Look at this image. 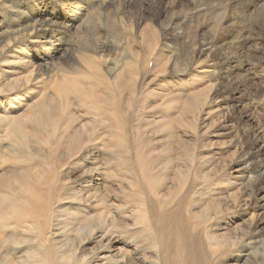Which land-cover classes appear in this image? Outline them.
Returning a JSON list of instances; mask_svg holds the SVG:
<instances>
[{
	"label": "rangeland",
	"instance_id": "1",
	"mask_svg": "<svg viewBox=\"0 0 264 264\" xmlns=\"http://www.w3.org/2000/svg\"><path fill=\"white\" fill-rule=\"evenodd\" d=\"M0 45V192L30 205L0 264H264V0H0Z\"/></svg>",
	"mask_w": 264,
	"mask_h": 264
},
{
	"label": "bare ground",
	"instance_id": "2",
	"mask_svg": "<svg viewBox=\"0 0 264 264\" xmlns=\"http://www.w3.org/2000/svg\"><path fill=\"white\" fill-rule=\"evenodd\" d=\"M86 1V0H85ZM73 4V3H72ZM85 8V7H84ZM88 15V14H87ZM90 16H92V15H90ZM32 18V17H31ZM29 19V18H28ZM89 20V19H88ZM30 21V20H29ZM29 21H26V23H24L23 24V30L25 31V32H23V33H28L29 32V30H32L31 32H33L34 30H36L37 29V25L36 24H30V22ZM94 23V22H93ZM74 25V24H73ZM39 27V26H38ZM110 28V27H109ZM112 28V27H111ZM113 29H114V27H113ZM117 29V28H116ZM133 30V29H132ZM19 31V30H18ZM120 31V30H119ZM21 32V31H20ZM20 32H17V33H20ZM14 33H15V31H14V29L11 31V33H10V37H11V35L12 36H14ZM22 33V34H23ZM19 35H21V34H19ZM20 37V36H19ZM96 37V36H95ZM116 41V40H115ZM125 41V40H124ZM105 42V41H104ZM104 42H102V41H98V43H96L95 44V48L98 46V47H105L106 46V44L104 43ZM10 43H11V41H10ZM1 46V45H0ZM123 46V45H122ZM2 49H3V47H1ZM121 48V47H120ZM122 49V48H121ZM131 49V48H130ZM3 51V50H2ZM91 51H94V52H97L96 50H94V48H92V50ZM68 56V55H67ZM151 57H153V56H151L150 54H149V56H148V60H147V64L150 62V60H151ZM101 57H99V59H100ZM14 60V59H13ZM81 60H83L85 63H91V64H93L94 62V67H97V69H102V65H104V63L108 60V59H106V60H103V61H97L96 60V57H94L93 55H88L87 53H82L81 54ZM7 61V60H6ZM114 65V64H113ZM45 67V66H44ZM76 69V68H75ZM96 69V68H95ZM109 69V71L111 70L110 68H108ZM122 72V71H121ZM71 73V72H70ZM90 74V73H89ZM92 74V73H91ZM31 76V75H30ZM94 77V76H93ZM116 77H119V75H117ZM27 78V77H26ZM68 78V77H67ZM106 78V77H105ZM30 79V78H29ZM17 80H18V78H17ZM64 80V79H63ZM68 80V79H67ZM27 81V80H26ZM29 81V80H28ZM36 81V80H35ZM8 82V81H7ZM10 83V82H9ZM18 84V83H17ZM6 85V84H5ZM11 85V84H10ZM26 85V84H25ZM25 85H23V86H25ZM12 86V85H11ZM15 86L16 85H14V86H12V87H14L15 88ZM27 86V85H26ZM46 87V86H45ZM5 88V87H4ZM14 88H12V90H14ZM30 88L31 87H25V89L26 90H28L29 92L31 91L30 90ZM11 89V88H10ZM35 89V88H34ZM41 89V88H40ZM39 89V90H40ZM3 91V90H2ZM21 91V90H20ZM22 91H23V89H22ZM27 91V92H28ZM42 91V90H41ZM43 91H44V89H43ZM67 91V90H66ZM17 92V91H16ZM25 92V91H24ZM28 92V93H29ZM39 93H40V91H38ZM45 92H46V90H45ZM65 92V91H64ZM12 93V92H11ZM38 93V94H39ZM58 93V92H57ZM33 94V93H32ZM34 94H36V91H35V93ZM46 94L47 95H49V96H51L52 97V93L51 92H49V94H48V92L47 93H44V95H42V96H46ZM50 94H52V95H50ZM64 94V96L62 95V93L59 95V97L57 96V94H56V96L59 98V100L62 102L63 100H64V98L65 97H67L68 95L66 94V93H63ZM82 94V93H81ZM7 96V95H6ZM12 96H13V94H12ZM16 96H18L17 94H16ZM28 96V95H27ZM38 97L39 99H37L36 98V100L34 101L32 98H33V96H32V98H30V99H32V102L34 101V103H35V105L33 104V107L31 106V108H33V110L31 111V112H33V115L31 116L32 117V119L34 118V120L32 121V122H34V123H39V120L38 119H36L37 118V116L39 115V113H40V118H42V116H43V119H44V116H46L45 118H46V120L48 119V117H50L49 115H50V112L48 111V113H47V110L45 109V107L44 106H47V104L45 103V99H44V97ZM50 97V98H51ZM58 98H55V99H53V98H51L50 100H51V102H50V109H51V114H55V113H57L58 111H59V103L60 102H58ZM68 98V97H67ZM69 99V98H68ZM32 102L31 103H29V104H32ZM68 102V101H67ZM61 106H64V105H61ZM28 107L30 108V105H28ZM61 108H64V107H61ZM67 108H68V106H67ZM27 109V108H26ZM29 110H31V109H29ZM62 111H63V109H62ZM27 113H28V109H27V111H26ZM25 112V113H26ZM66 112V111H65ZM22 114H24V113H22ZM11 117H7L6 119H8L7 121H5V132H6V136L8 137V139L10 140V141H13V142H16L17 144H23V147H25V149L24 148H21L20 146H16V147H14V148H11V149H9L10 150V152H11V154H12V156H13V158L16 160V161H18V162H20L21 164H24V165H26L25 166V168L24 169H33V167H34V160H35V158L36 157H34V152L32 151V149L30 148V145H29V140H28V135L26 134V132H25V130H24V126H22L19 122L21 121V122H23L21 119H23V118H20L19 119V116L17 115H10ZM28 116V118H29V116L30 115H27ZM20 117H23V116H21L20 115ZM51 117H52V115H51ZM53 117H54V115H53ZM52 117V118H53ZM26 119V118H25ZM28 120V119H27ZM3 121V120H2ZM2 121H1V123H2ZM45 121V120H44ZM60 121V120H59ZM42 122V121H41ZM48 122H50V121H48ZM24 123V122H23ZM25 123H26V121H25ZM41 124V123H40ZM69 124V123H68ZM4 125V124H3ZM26 125L28 126L29 124H27L26 123ZM33 125V123L31 124V126ZM35 125H37V124H35ZM49 125V124H48ZM53 125V124H52ZM59 125V124H58ZM39 126V125H38ZM48 127V126H47ZM54 127H56V126H54ZM67 127V126H66ZM52 128V127H51ZM60 128V127H59ZM39 129H40V127H39ZM48 129V128H47ZM53 130H54V128H52ZM56 129H57V127H56ZM57 130H59V129H57ZM49 131V130H48ZM65 131V130H64ZM55 132V131H54ZM66 132V131H65ZM58 133H60L61 134V132H58ZM40 134V133H39ZM57 134V133H56ZM34 135H36V134H34ZM47 134H45V136H46ZM57 135H59V134H57ZM56 135V136H57ZM40 136H41V134H40ZM48 136V135H47ZM55 136V137H56ZM7 137H6V139H7ZM34 137V136H33ZM38 137H39V135H38ZM44 137V136H43ZM40 138V137H39ZM54 138V137H53ZM34 139V138H33ZM36 139V138H35ZM34 139V140H35ZM33 140V141H34ZM51 140H53V139H51ZM59 141V140H58ZM9 142V141H8ZM15 143V144H16ZM42 144V143H41ZM12 145H13V143H12ZM23 151H22V150ZM2 152V151H1ZM6 152V151H5ZM23 152V153H22ZM7 153V152H6ZM5 153V154H6ZM39 154V153H38ZM1 155V154H0ZM9 155V154H8ZM9 156H11V155H9ZM2 158H3V156H2ZM7 158V157H6ZM9 159V158H8ZM7 159V160H8ZM40 159V158H39ZM11 160V159H10ZM8 162V161H7ZM52 162V161H51ZM12 164H13V162H12ZM12 164H10L11 166H12ZM7 167H9V164H8V166ZM13 167V166H12ZM15 167V166H14ZM14 167L12 168V171L14 170ZM3 168V167H2ZM9 168H11V167H9ZM18 169V168H17ZM23 169V168H22ZM23 169V170H24ZM19 170V169H18ZM6 171H7V168H6ZM5 172V171H4ZM9 172V171H8ZM21 172H24V171H21ZM20 172V173H21ZM5 174V173H4ZM6 175V174H5ZM22 176H23V174H21ZM7 176V175H6ZM10 176H12V177H14V178H18V176H17V172H15V171H13V172H11V175ZM21 176V177H22ZM1 178V177H0ZM6 179L3 177L1 180H0V186L3 188V187H5L4 186V183H6V181H5ZM13 180V179H12ZM22 180V179H21ZM21 180H20V182H21ZM26 182L27 183H25V184H28L29 185V187L33 184L32 183V181L29 179V177L27 176L26 177ZM19 183V182H18ZM22 183V182H21ZM48 187V186H47ZM31 188V187H30ZM32 190V189H31ZM30 190V191H31ZM29 191V190H28ZM27 191V192H28ZM51 191V190H50ZM52 196V195H51ZM49 197V196H48ZM38 200V199H37ZM42 204V203H41ZM44 205V204H43ZM19 206H24V207H26V208H29L30 207V205H29V202H28V200H25V199H22L21 197H19L15 192H14V190L11 188V187H9V188H7L5 191L3 190V191H1L0 192V228H2V227H10L11 228V230H10V232H9V234H6L7 236H6V238H5V240H4V243H6V245L8 244V245H17V246H15V247H21V246H19V244H21L23 241H24V236H21V234L19 235V233H20V230L17 228V226H15V225H12L13 224V222L16 220L15 218H17L16 217V213H18V207ZM42 206V205H41ZM40 207V206H39ZM39 209V208H38ZM33 210V209H32ZM32 210L30 211V210H28L29 212H32ZM34 211V210H33ZM34 213V212H33ZM31 214V213H30ZM35 214V213H34ZM35 216V215H34ZM33 216V217H34ZM16 222V221H15ZM17 222H19L18 220H17ZM20 223V222H19ZM35 224V223H34ZM19 225V224H18ZM21 225H23V224H21ZM22 227V226H21ZM20 227V228H21ZM26 230V229H25ZM4 231H6V230H4ZM22 231V230H21ZM43 235V234H42ZM20 236V237H19ZM2 237V236H1ZM0 237V238H1ZM2 239V238H1ZM25 239H28V237H26ZM3 240V239H2ZM28 241V240H27ZM32 242V241H31ZM26 243V242H25ZM22 244H24V243H22ZM2 246V245H1ZM5 247V246H4ZM7 248V253L5 252V256H6V258L7 257H10L11 256V258H10V262H12L11 264H23V263H25V261L24 260H22L21 259V257H20V255H18V251L17 250H15L14 248H13V246H7L6 247ZM4 249V248H3ZM2 249V250H3ZM6 250V249H5ZM0 254H1V252H0ZM4 255V254H3ZM13 255H15V256H13ZM27 259V258H26ZM7 260V259H6ZM27 260H29V259H27ZM9 262V263H10ZM7 263V262H6ZM29 263V262H28ZM28 263H26V264H28Z\"/></svg>",
	"mask_w": 264,
	"mask_h": 264
}]
</instances>
